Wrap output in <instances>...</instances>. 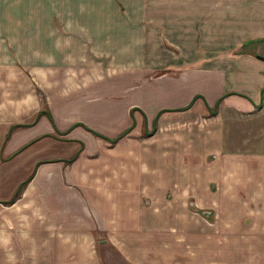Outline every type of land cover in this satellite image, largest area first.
Returning <instances> with one entry per match:
<instances>
[{
    "label": "crops",
    "instance_id": "1",
    "mask_svg": "<svg viewBox=\"0 0 264 264\" xmlns=\"http://www.w3.org/2000/svg\"><path fill=\"white\" fill-rule=\"evenodd\" d=\"M259 67L264 0H0V264H90L103 230L122 264H264V155L225 150L218 122L209 149L176 127L264 115ZM152 120L182 133L165 173L105 139ZM164 188L215 219L118 198Z\"/></svg>",
    "mask_w": 264,
    "mask_h": 264
},
{
    "label": "rangeland",
    "instance_id": "2",
    "mask_svg": "<svg viewBox=\"0 0 264 264\" xmlns=\"http://www.w3.org/2000/svg\"><path fill=\"white\" fill-rule=\"evenodd\" d=\"M249 70H255V67L250 66ZM258 71L264 74V69L259 67ZM206 115L197 117L195 119L178 123L176 127H183L184 130L190 134V138L199 141L201 143H205L206 149L210 148V133L213 130V123L218 122V132L221 133L223 138L222 147L226 148L225 150L231 151L233 153H239L244 155H256L263 156L264 155V115L258 116H236L232 114H227L223 116V120H215L214 118H210L209 112L205 111ZM226 120V122L224 121ZM172 123H167V125H157L156 130H152L154 128L155 122L152 120L151 126L148 130L145 129L143 124H141V128L138 132H132L129 134H125V136H129L130 140H126L127 145L122 146L121 150H111L113 154L116 155H135L141 157V161L151 162L154 160V164H148L150 166H154L158 171H169L167 167H176L178 165H174V163H167L165 165V156L171 155L172 153L176 156L178 155V149L174 147L172 142L178 141L179 136L182 134L181 131L173 130ZM153 125V126H152ZM230 127V128H229ZM152 130V131H151ZM231 136L230 141L226 140V135ZM125 139V138H124ZM138 140V142H135ZM131 141V142H130ZM133 142V143H132ZM131 143V144H130ZM178 143V142H177ZM228 143V144H227ZM226 144V146H225ZM112 147V146H111ZM199 146L196 147L198 149ZM114 151V152H113ZM186 151L185 149L180 150ZM109 152H103L102 154H108ZM182 156V154H180ZM186 156V153H183ZM188 157V156H187ZM217 154L209 151L206 153V165H202V169L205 171L212 170L214 165L213 163L217 159ZM164 159L162 162H160ZM192 162H195L194 159L190 158ZM197 159V158H196ZM157 161L160 163L157 164ZM146 166L145 163L139 164L138 168ZM247 166V165H246ZM249 167V166H248ZM250 168V167H249ZM172 172V171H170ZM165 182V181H163ZM214 192V189L211 188L210 193ZM181 191L173 188L169 189L165 192L164 189H156L155 193L151 195H123L118 198L125 199L128 198L131 202L138 204L141 209L151 210L158 209V206H165L167 204H172V202H176V199H179V203L181 205L186 204L190 211L196 212L195 215L201 214L203 219L210 221L215 219L213 213L211 212V208L207 206H203V204L195 203L192 196H186ZM209 195L205 198L208 199ZM197 206V207H196ZM115 209L109 210L110 213ZM125 212V211H123ZM128 213V212H126ZM131 214H135L130 213ZM154 215V214H153ZM113 216V215H112ZM118 216V214H117ZM208 225L207 223H204ZM206 227V226H205ZM204 228V227H203ZM173 231H179V228L176 226L172 228ZM166 234L169 231L168 228L164 227ZM182 233H184L183 229H181ZM176 233V232H175ZM107 232L103 231H95L93 243L88 246V255H86L85 260L90 264H122L120 263V258L117 250L110 245L105 243ZM171 234V233H170ZM180 234V232H177ZM102 240L101 244L99 241ZM85 246V245H84ZM79 257V256H78ZM78 259L76 255L71 254L66 260H59V264H78Z\"/></svg>",
    "mask_w": 264,
    "mask_h": 264
},
{
    "label": "trees",
    "instance_id": "3",
    "mask_svg": "<svg viewBox=\"0 0 264 264\" xmlns=\"http://www.w3.org/2000/svg\"><path fill=\"white\" fill-rule=\"evenodd\" d=\"M126 133H127V132L122 133L121 135H119L118 137H116V138H114V139H107V138H105V139H106L109 143H113V142H115L117 139H119L120 137H122V136H123L124 134H126ZM94 134L97 135V133H94ZM102 138H103V137H102ZM24 182H25V181H22V182L17 186V188L15 189V191H14V193H13L12 198H14V197L20 192V190H21V188H22Z\"/></svg>",
    "mask_w": 264,
    "mask_h": 264
}]
</instances>
